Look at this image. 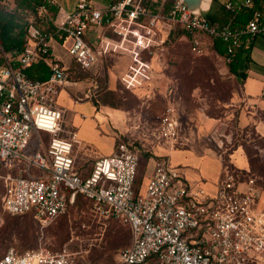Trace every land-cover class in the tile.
Instances as JSON below:
<instances>
[{"label":"built area","instance_id":"built-area-1","mask_svg":"<svg viewBox=\"0 0 264 264\" xmlns=\"http://www.w3.org/2000/svg\"><path fill=\"white\" fill-rule=\"evenodd\" d=\"M226 10L251 7V0H225ZM178 24L190 35L191 51L200 54L207 39L226 43L225 62L241 43L264 36V19L259 11L241 28L211 24L202 14L191 13L180 0H113L97 8L91 0H77L71 11L56 20V32L70 40L67 54L83 69H91L102 57L87 34L91 28L106 29L118 48L135 54L161 47L169 28ZM27 43L16 56L0 43V208L10 215L31 214L44 230L65 215L76 195L90 201L93 210L128 227L130 243L115 264H264V209L256 204L263 192L247 172L221 165L216 192L208 194L189 182L178 168L165 160L154 162L147 184L135 189L137 153L120 142L116 152L100 157L84 174L76 166L79 140L76 132L64 133L62 113L57 107L60 89L77 82L67 79L68 68L54 55L55 35L33 25L26 29ZM63 42H60L63 44ZM128 51V50H127ZM48 57L49 75L31 80L25 69ZM96 84L92 85L93 94ZM86 98H90L85 94ZM161 133L176 140V122L164 115ZM40 132L51 135L47 148ZM36 149L27 155L31 138ZM42 149V153H40ZM71 244L52 250L44 246L17 251L9 247L0 264H89L82 251ZM81 257L79 262L77 257Z\"/></svg>","mask_w":264,"mask_h":264},{"label":"rangeland","instance_id":"rangeland-1","mask_svg":"<svg viewBox=\"0 0 264 264\" xmlns=\"http://www.w3.org/2000/svg\"><path fill=\"white\" fill-rule=\"evenodd\" d=\"M101 37L96 35L93 41V45L103 52L97 72L101 89L93 95V91L74 88L73 99L86 102L76 103L72 108L69 98L59 94L61 89L57 96L65 131L59 137H66L70 131L78 133L76 166L81 169V174L91 168L94 160L112 155L117 143L125 141L137 152V175L142 190L154 162L165 160L178 168L176 162L181 159L182 151L212 155L221 164L235 168L234 164L240 165L246 149L256 160L254 178L264 185V177L259 171L264 169V136L253 127L242 128L237 124L240 112L245 109L241 80L229 73L222 58L207 46L202 55L196 56L187 41L180 37L172 39L165 47L137 54L130 52L129 47L118 48L114 43L102 42ZM50 43L58 59L68 64L70 40L66 39L63 44L54 40ZM89 101L97 108L101 103L109 104L115 107L113 109L122 110L124 115L108 118L102 113L106 118H100L93 115ZM255 114L264 120V111L256 110ZM164 115L176 122L174 141L161 133L160 120ZM39 134L46 149L51 135ZM35 149L36 138L33 136L23 154ZM169 150L174 151L170 156L165 154ZM182 169L186 168L182 166ZM263 207L262 192L256 208ZM129 242L128 227L111 216H100L86 201H81L65 217L42 231L29 217L9 216L0 208V254L7 247L19 251L39 246L56 250L69 243L74 250L82 251L89 264H115L119 250L127 247ZM77 258L80 262L81 257Z\"/></svg>","mask_w":264,"mask_h":264},{"label":"trees","instance_id":"trees-1","mask_svg":"<svg viewBox=\"0 0 264 264\" xmlns=\"http://www.w3.org/2000/svg\"><path fill=\"white\" fill-rule=\"evenodd\" d=\"M171 1L172 0H166V7ZM223 1L225 0H212L209 9L201 13L213 25L216 26L228 25L231 28H241L251 17L253 11H259L264 19V0H251L252 2L251 7L242 8L239 11L226 10L222 5ZM2 2L3 0H0V43L3 49L11 56H16L24 50L25 44L27 43L26 29L29 25L35 26L36 28H38L39 30H41L46 34L55 35V37H57V39L60 42H63L64 36L60 34H55L58 7L56 4L52 2V0H14L13 1L14 5L12 8H9L6 4H3ZM101 33H103V35L106 36L107 38L112 39V34L108 30L102 29ZM178 37L186 40L187 43L190 45L189 33L184 28L180 27L178 24H174L169 28L162 46L164 47L167 46L172 39ZM247 39L248 36H242L240 45L234 49L230 57V61L228 62H225L224 60L226 55V43L222 42L219 39H207L206 46L209 50H211L217 56L223 59V61L227 64L228 71L230 74H232L237 79L243 80L245 78V73L244 70H240L239 67L242 61H244V63L248 62L249 50L252 43L251 39L249 40ZM192 53L195 54L196 56H200L203 54V51L200 54H196L194 52ZM49 62L50 59L48 57H42L37 62H34L30 66H28L25 69V73L27 77L30 78L31 80H37V81L45 80L49 75ZM99 65H100V60L91 69H83L75 61H72L67 70V79L70 82L90 83L91 86L93 85V83H95L96 88L93 94L95 95V93H97L101 89V86L98 83L99 81L97 78ZM79 74H85V75L79 76ZM100 105L102 106L107 105L111 108H115L106 103L103 104L101 103ZM120 142L125 143V141H120ZM129 148L131 151L136 152L132 144L129 145ZM244 154L248 164L247 174L254 177L256 160L246 149H244ZM259 171L261 176L264 177V169L263 170L259 169ZM140 184H141V179L138 178L137 175L135 180L136 190L138 189ZM255 185L257 186V188H259L264 192V185L258 180L256 181V179H255ZM81 201H86L90 203V201L84 198L82 195H76L75 203L73 206H71L68 209V212L73 207L79 205ZM68 212L66 214H68ZM8 215L13 217L27 216L31 220H33L31 214L29 213L23 215H10V214ZM65 215L58 217L55 220V222L65 217ZM129 241H130V231H129ZM70 247L72 250H74L72 244ZM5 250L2 252V254L5 252ZM121 250H119V252ZM19 252H23V251H19ZM2 254H0V256ZM152 262H153V258L150 257L143 264H152Z\"/></svg>","mask_w":264,"mask_h":264},{"label":"crops","instance_id":"crops-1","mask_svg":"<svg viewBox=\"0 0 264 264\" xmlns=\"http://www.w3.org/2000/svg\"><path fill=\"white\" fill-rule=\"evenodd\" d=\"M13 1L14 0H3L2 3L6 4L9 8H12L14 5ZM112 1L113 0H91V3L97 8H103ZM52 2L58 7L57 20L61 13L71 11L74 8L77 0H52ZM101 30V28H91L87 34V40L93 45L95 36L101 35L102 42L104 41L114 43L109 38L104 36L103 33H101ZM71 62L72 61L69 59L68 64L64 65L69 68ZM239 69L244 70L245 73V78L241 80V94L245 104V109L240 112L237 119V124L242 128L249 126L253 127L255 131L259 133V135L264 136V120L259 119V117H257L255 114L256 110L264 111V36H258L252 39L248 62L244 63V61H242ZM76 87L77 89L81 88L82 90L87 89L89 92L93 91L92 88H89L92 87L91 84L86 82H77ZM76 87L67 85L61 89V92H59L60 95L65 94L69 98L70 102L72 103L70 106L71 108L76 103L81 104L86 102H78L73 99V89ZM91 104L93 115H99V117L101 116L100 118H106L104 115H102V113L107 114L108 118H122L124 115L122 110L113 109L107 105H99L100 107L98 106L97 108L93 103ZM111 111H118V113L113 114ZM172 152L174 151L169 150L165 152V154L170 156ZM181 153V159H179L176 164L179 166V172L182 174V176L189 182L199 184V186L208 194H214L216 192L222 165L220 160L212 155H197L189 151H182ZM239 162V166L234 164L235 169L237 168L241 171L247 172L248 164L245 156H241V161ZM152 166L154 165L152 164L149 168V172L146 175L147 178L152 172ZM182 166L186 169H182Z\"/></svg>","mask_w":264,"mask_h":264},{"label":"water","instance_id":"water-1","mask_svg":"<svg viewBox=\"0 0 264 264\" xmlns=\"http://www.w3.org/2000/svg\"><path fill=\"white\" fill-rule=\"evenodd\" d=\"M193 14H201L209 9L212 0H180ZM206 5V6H204Z\"/></svg>","mask_w":264,"mask_h":264},{"label":"bare ground","instance_id":"bare-ground-1","mask_svg":"<svg viewBox=\"0 0 264 264\" xmlns=\"http://www.w3.org/2000/svg\"><path fill=\"white\" fill-rule=\"evenodd\" d=\"M204 6H206V5H204Z\"/></svg>","mask_w":264,"mask_h":264}]
</instances>
